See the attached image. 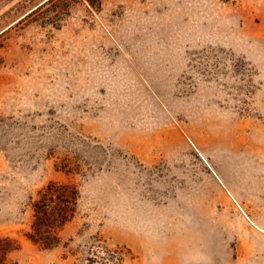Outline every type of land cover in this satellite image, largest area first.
<instances>
[{
	"label": "rangeland",
	"instance_id": "1",
	"mask_svg": "<svg viewBox=\"0 0 264 264\" xmlns=\"http://www.w3.org/2000/svg\"><path fill=\"white\" fill-rule=\"evenodd\" d=\"M102 1L0 39L7 263L264 264V0ZM67 159L82 172L56 171ZM68 179L78 214L40 249L28 199Z\"/></svg>",
	"mask_w": 264,
	"mask_h": 264
},
{
	"label": "trees",
	"instance_id": "2",
	"mask_svg": "<svg viewBox=\"0 0 264 264\" xmlns=\"http://www.w3.org/2000/svg\"><path fill=\"white\" fill-rule=\"evenodd\" d=\"M15 0H0V6H4ZM37 0H22L9 10L26 12L18 22L7 28L0 34V39L10 30L37 17L47 8L57 7L59 3L72 4L82 0H44L35 7L26 11ZM92 10H99L102 0H85ZM56 171L65 173L69 178L82 172L79 166H72L67 159L56 164ZM82 197L80 185L71 179L66 181L51 180L43 186L35 195L28 199V207L31 210V223L26 238L35 246L43 250H54L62 245L61 232L68 224L73 222L78 214L79 201ZM67 244V243H66ZM21 249L19 239L12 236H0V264H8L9 254Z\"/></svg>",
	"mask_w": 264,
	"mask_h": 264
}]
</instances>
